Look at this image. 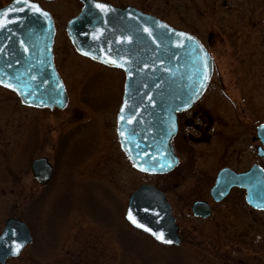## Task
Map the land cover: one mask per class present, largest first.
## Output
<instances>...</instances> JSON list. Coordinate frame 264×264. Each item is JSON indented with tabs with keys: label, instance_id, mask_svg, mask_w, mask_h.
I'll return each mask as SVG.
<instances>
[{
	"label": "rangeland",
	"instance_id": "obj_1",
	"mask_svg": "<svg viewBox=\"0 0 264 264\" xmlns=\"http://www.w3.org/2000/svg\"><path fill=\"white\" fill-rule=\"evenodd\" d=\"M37 1L55 19L56 65L70 101L62 110L29 107L0 86V232L16 217L33 234L8 264H264V212L247 204L243 189L218 203L210 195L220 168L263 163L256 127L264 122V0H106L194 33L214 58L213 78L193 107L203 119L195 121L196 143L190 152L176 146L182 162L167 174L137 171L120 148L125 75L80 55L66 33L82 2ZM40 156L54 167L46 185L31 169ZM143 183L166 193L179 246H162L125 219L129 195ZM196 199L212 204L209 218L192 214Z\"/></svg>",
	"mask_w": 264,
	"mask_h": 264
},
{
	"label": "water",
	"instance_id": "obj_2",
	"mask_svg": "<svg viewBox=\"0 0 264 264\" xmlns=\"http://www.w3.org/2000/svg\"><path fill=\"white\" fill-rule=\"evenodd\" d=\"M80 1L82 9L66 24L75 50L125 75L117 115L121 149L138 171H172L179 163L172 145L178 131L177 115L205 92L212 75V56L193 33L134 5ZM0 22H6L0 27V85L13 91L26 106L66 108L69 95L54 62L56 28L51 12L33 0H11L0 8ZM257 136L264 145V123L257 127ZM258 155L264 160L262 146ZM31 169L40 184L52 178L53 167L46 156L34 158ZM233 187L245 189L249 206L264 211V168L260 164L245 172L222 168L210 194L219 202ZM191 210L195 216L211 215L207 201H194ZM125 218L161 244L181 242L166 195L152 184L143 183L131 193ZM160 234L163 239L158 238ZM32 241L27 223L9 217L0 233V264L19 256Z\"/></svg>",
	"mask_w": 264,
	"mask_h": 264
},
{
	"label": "flooded vegetation",
	"instance_id": "obj_3",
	"mask_svg": "<svg viewBox=\"0 0 264 264\" xmlns=\"http://www.w3.org/2000/svg\"><path fill=\"white\" fill-rule=\"evenodd\" d=\"M9 1H11V0H8V1H5V2H2L1 4H0V7H2L3 5H5V4H7ZM198 37V36H197ZM199 38V37H198ZM200 39V38H199ZM201 40V39H200ZM201 42H203L202 40H201ZM204 43V42H203ZM204 45H205V43H204ZM206 46V45H205ZM207 47V46H206ZM209 50V49H208ZM210 52V51H209ZM54 54H55V50H54ZM210 54H211V52H210ZM212 55V54H211ZM55 62H56V56H55ZM214 68H215V64H214V62H213V68H212V75H211V78H210V82H211V80H212V78H213V75H214ZM210 82H209V84H210ZM208 87H209V85H208ZM208 89V88H207ZM207 91V90H206ZM205 91V92H206ZM205 94V93H204ZM203 94V95H204ZM203 95H202V97H203ZM201 97V98H202ZM200 98V99H201ZM200 99H198L195 103H194V105L190 108V109H188V110H186V111H183V112H181V113H179L178 115H177V122H178V131H177V133H176V135L174 136V138H173V140H172V145H173V149H174V152H175V154L178 156V159H179V163H178V166L181 164V162H182V157H181V154H180V152L176 149V146H180V149H182L183 151H186V152H190V145H191V143H193V142H195L196 143V128L198 127V125H196V118H200L198 115H196L197 114V112H196V109H193V107H195L196 106V104L199 102V100ZM120 105H121V102H120V104H119V107H120ZM119 107H118V110H119ZM198 111V110H197ZM201 111V110H200ZM184 113H187L186 115L187 116H185V117H183V115H184ZM191 115V116H190ZM208 118H210L211 120H212V117H211V115L209 114L208 115ZM201 120H203L202 118H200ZM212 122H213V120H212ZM262 123H264V122H262ZM191 124H193V125H191ZM260 125V124H259ZM258 125V126H259ZM211 126H212V124H211ZM211 126H206V130L209 132L210 131V128H211ZM257 126V127H258ZM192 128L193 130H194V133L193 132H188V134H183V137H182V139L181 140H178L177 139V137L178 136H180L179 135V133H180V131L183 129V128ZM257 127H256V133H257ZM176 139H177V141H176ZM260 141V140H259ZM176 142V143H175ZM259 146H262L263 148H264V146L262 145V144H260V145H258L257 146V154H258V147ZM258 164H260V163H258ZM263 168H264V160H263V163L262 164H260ZM177 166V167H178ZM176 167V168H177ZM224 167H229V168H231V169H233L234 171H236V172H245V171H247V170H244V171H237V170H235L233 167H231V166H228V165H226V166H224ZM224 167H222V168H224ZM175 168V169H176ZM222 168H220L219 169V171L222 169ZM174 169V170H175ZM173 170V171H174ZM219 171L217 172V174H216V176H215V179H214V182H215V180H216V178H217V175H218V173H219ZM53 175H54V171H53ZM214 182H213V184H214ZM213 184H212V186H213ZM212 186H211V188H212ZM211 188H210V191H211ZM236 187H234V188H232L231 189V191L233 190V189H235ZM230 191V192H231ZM230 192H229V194H230ZM228 194V195H229ZM227 195V196H228ZM167 196V195H166ZM226 196V197H227ZM225 197V198H226ZM224 198V199H225ZM223 199V200H224ZM196 200H203V201H207V200H205V199H196ZM195 200V201H196ZM208 202V201H207ZM214 202V201H213ZM209 204H210V206H211V213L213 212V206H212V204L210 203V202H208ZM216 203H218V202H216ZM192 205V204H191ZM196 217V216H195ZM197 218H203V219H207V218H204V217H200V216H197ZM176 222H177V220H176ZM178 224V223H177ZM178 231H179V236H180V239L182 240V238H181V234H180V226H179V224H178Z\"/></svg>",
	"mask_w": 264,
	"mask_h": 264
},
{
	"label": "snow or ice",
	"instance_id": "obj_4",
	"mask_svg": "<svg viewBox=\"0 0 264 264\" xmlns=\"http://www.w3.org/2000/svg\"><path fill=\"white\" fill-rule=\"evenodd\" d=\"M35 7V6H34ZM97 7L98 8H105L106 6L105 5H102V4H97ZM35 10L36 11H40V9L38 8V7H35ZM5 23L6 22H0V27H4L5 26ZM145 31H148V29H145ZM9 87H11V85H9ZM129 218L130 219H133L132 217H131V215L129 216ZM137 221H135V219H133V223H136ZM140 227H144V225H140ZM148 231H151V229H148ZM155 235V234H154ZM158 238L159 239H163V235L162 234H160L159 236H158ZM169 243H170V241H168Z\"/></svg>",
	"mask_w": 264,
	"mask_h": 264
},
{
	"label": "trees",
	"instance_id": "obj_5",
	"mask_svg": "<svg viewBox=\"0 0 264 264\" xmlns=\"http://www.w3.org/2000/svg\"><path fill=\"white\" fill-rule=\"evenodd\" d=\"M121 4L123 5V4H125V3L122 2ZM126 4H128V3H126Z\"/></svg>",
	"mask_w": 264,
	"mask_h": 264
}]
</instances>
